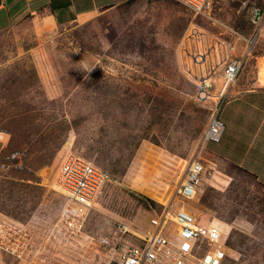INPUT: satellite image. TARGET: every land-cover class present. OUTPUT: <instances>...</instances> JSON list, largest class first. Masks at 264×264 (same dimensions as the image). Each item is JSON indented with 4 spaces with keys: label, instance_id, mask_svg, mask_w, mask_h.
<instances>
[{
    "label": "rangeland",
    "instance_id": "1",
    "mask_svg": "<svg viewBox=\"0 0 264 264\" xmlns=\"http://www.w3.org/2000/svg\"><path fill=\"white\" fill-rule=\"evenodd\" d=\"M192 26L204 37L188 45ZM232 36L242 66L223 89L211 41ZM185 48L207 55L204 72ZM260 76L264 0H210L199 15L178 0H123L84 20L34 14L1 28L0 264H118L120 239L134 236L116 223L142 232L178 204L192 159L203 173L188 205L224 233L222 264H264V186L206 152L221 142L202 141L214 103L264 86ZM68 152L110 175L78 232L54 181Z\"/></svg>",
    "mask_w": 264,
    "mask_h": 264
},
{
    "label": "built area",
    "instance_id": "2",
    "mask_svg": "<svg viewBox=\"0 0 264 264\" xmlns=\"http://www.w3.org/2000/svg\"><path fill=\"white\" fill-rule=\"evenodd\" d=\"M195 15L205 12L210 0H178ZM256 20H258L256 18ZM230 30V29H229ZM221 34V32L219 33ZM232 35V33H230ZM204 37L199 28L192 26L186 34V41L199 43ZM239 37H237L238 40ZM236 38L212 39L214 54H220L218 63L224 65L222 73L223 89L236 80L241 68V57L234 55ZM194 66L201 65L204 72L208 68L205 53H192L184 49ZM207 85L205 78L198 80V94L204 95ZM207 126L202 133L204 143L219 142L223 123L218 117L222 105L214 103ZM203 173L201 161L192 159L188 162L184 176L176 194L178 204H164L147 219L142 232L133 229L127 221L116 223V232L132 237L120 239L118 245V264H222L225 258V235L218 224L204 221L188 205L195 199ZM110 180L108 172L84 158L68 152L59 161L55 186L67 198L63 210V224L69 231L78 232L84 227L85 218L93 209L94 203L104 185ZM108 242V241H107ZM109 243V242H108Z\"/></svg>",
    "mask_w": 264,
    "mask_h": 264
},
{
    "label": "crops",
    "instance_id": "3",
    "mask_svg": "<svg viewBox=\"0 0 264 264\" xmlns=\"http://www.w3.org/2000/svg\"><path fill=\"white\" fill-rule=\"evenodd\" d=\"M123 0H0V29L26 15L46 14L56 23L84 20ZM221 146L206 152L215 160L234 164L264 186V86L240 90L218 112Z\"/></svg>",
    "mask_w": 264,
    "mask_h": 264
},
{
    "label": "bare ground",
    "instance_id": "4",
    "mask_svg": "<svg viewBox=\"0 0 264 264\" xmlns=\"http://www.w3.org/2000/svg\"><path fill=\"white\" fill-rule=\"evenodd\" d=\"M261 72H262V71H261ZM260 77H261V76H260ZM260 81H263V82H264V76L261 77V80H260ZM201 176H202V175H199V178H198L200 181H201ZM54 187H55V186H54Z\"/></svg>",
    "mask_w": 264,
    "mask_h": 264
}]
</instances>
